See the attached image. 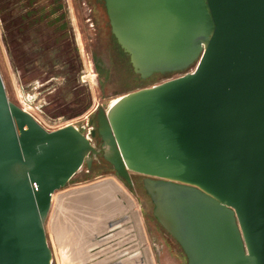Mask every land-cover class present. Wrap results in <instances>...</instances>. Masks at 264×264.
Wrapping results in <instances>:
<instances>
[{
    "label": "water",
    "instance_id": "95a60500",
    "mask_svg": "<svg viewBox=\"0 0 264 264\" xmlns=\"http://www.w3.org/2000/svg\"><path fill=\"white\" fill-rule=\"evenodd\" d=\"M79 30L104 86L80 130L0 76V264H52V197L98 154L180 264H264V0H79Z\"/></svg>",
    "mask_w": 264,
    "mask_h": 264
},
{
    "label": "rangeland",
    "instance_id": "374dc122",
    "mask_svg": "<svg viewBox=\"0 0 264 264\" xmlns=\"http://www.w3.org/2000/svg\"><path fill=\"white\" fill-rule=\"evenodd\" d=\"M27 1L0 0V76L7 98L48 132L64 125L80 130L101 108L104 86L79 30V0H34L33 7ZM47 6L53 16L38 23L28 17L26 26L19 25L26 11ZM20 88L35 96L33 104H23ZM94 158L90 171L85 166L52 197L44 224L52 264H180L138 193L113 173L104 174L101 159ZM103 182L119 193L94 189Z\"/></svg>",
    "mask_w": 264,
    "mask_h": 264
},
{
    "label": "trees",
    "instance_id": "16d2710c",
    "mask_svg": "<svg viewBox=\"0 0 264 264\" xmlns=\"http://www.w3.org/2000/svg\"><path fill=\"white\" fill-rule=\"evenodd\" d=\"M35 1L34 0H28L27 4L29 7H33ZM60 7V6H59ZM50 7H39V8H32V10L30 11H26L25 15H22L19 17V25L20 26H26V24H24L23 22H25V20H27L28 17H35L34 23H38V22H43L45 19H47L48 17H51L55 14V10L51 9V10H47ZM47 10V11H46ZM54 22H57V20H53L48 22V24L53 25ZM61 28L63 29V26H61ZM93 62V59H92ZM96 71V69H95ZM98 74V72H96ZM99 84L101 86V80H99ZM102 168L104 170V174H108V173H113L115 175V172L112 170V168L106 164L105 162L102 161V166L98 167Z\"/></svg>",
    "mask_w": 264,
    "mask_h": 264
},
{
    "label": "bare ground",
    "instance_id": "6f19581e",
    "mask_svg": "<svg viewBox=\"0 0 264 264\" xmlns=\"http://www.w3.org/2000/svg\"><path fill=\"white\" fill-rule=\"evenodd\" d=\"M23 110V109H22ZM69 126V125H68ZM74 127V126H73ZM94 187V186H93ZM93 187H91V188H85V189H83L82 191L83 192H86V193H88V191L90 190V189H93ZM95 188H104L105 190H109V192L112 194V192H113V190L114 191H117V193H119V191L116 189V188H114V186L112 185V184H110V183H105V182H103V183H101V184H98L97 186H95L94 187V189ZM89 189V190H88ZM116 189V190H115ZM118 196V195H117ZM126 200H124V202H125ZM128 207H129V210L128 211H130V205L128 204Z\"/></svg>",
    "mask_w": 264,
    "mask_h": 264
},
{
    "label": "built area",
    "instance_id": "2783aa9c",
    "mask_svg": "<svg viewBox=\"0 0 264 264\" xmlns=\"http://www.w3.org/2000/svg\"><path fill=\"white\" fill-rule=\"evenodd\" d=\"M91 71V70H90ZM91 76L90 75H88V78L90 77V78H92L91 80H90V82L92 83L93 82V84L95 85V75L92 73V71H91ZM85 78H86V76L84 75V74H82V75H80V82L82 83V84H85L86 83V81H85ZM26 94V93H25ZM26 96H31V95H29V94H26ZM23 97V96H22ZM23 100H24V98H23ZM24 105H29V104H27L26 102H24L23 103ZM24 111H26L25 109H23ZM65 126H67V125H64V126H60V127H58V129H61V128H63V127H65ZM75 127V126H74ZM75 128H77V127H75ZM58 129H56V130H58Z\"/></svg>",
    "mask_w": 264,
    "mask_h": 264
},
{
    "label": "flooded vegetation",
    "instance_id": "af4514ba",
    "mask_svg": "<svg viewBox=\"0 0 264 264\" xmlns=\"http://www.w3.org/2000/svg\"><path fill=\"white\" fill-rule=\"evenodd\" d=\"M95 157H96V158H94L95 161H97L98 158H99V159H101V161H103V162H105L106 164H108V163L104 160V158H103L101 155L98 154V155L95 156ZM108 165L110 166V164H108ZM91 167H92V165H91ZM91 167L88 169L87 166H86V168L88 169V171L91 170ZM110 167H111V166H110ZM111 168H112V167H111ZM112 170H113V169H112ZM115 175H116V174H115Z\"/></svg>",
    "mask_w": 264,
    "mask_h": 264
}]
</instances>
